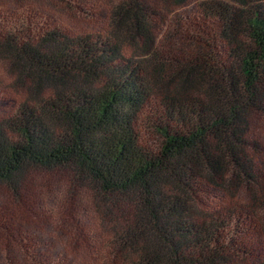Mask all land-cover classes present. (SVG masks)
Here are the masks:
<instances>
[{
	"label": "trees",
	"instance_id": "16d2710c",
	"mask_svg": "<svg viewBox=\"0 0 264 264\" xmlns=\"http://www.w3.org/2000/svg\"><path fill=\"white\" fill-rule=\"evenodd\" d=\"M0 264H264V0H0Z\"/></svg>",
	"mask_w": 264,
	"mask_h": 264
},
{
	"label": "rangeland",
	"instance_id": "374dc122",
	"mask_svg": "<svg viewBox=\"0 0 264 264\" xmlns=\"http://www.w3.org/2000/svg\"><path fill=\"white\" fill-rule=\"evenodd\" d=\"M41 12V11H40ZM44 13V11H42ZM45 15H49L52 16V18L54 19V21L58 24H61L63 26H67L70 30H72V27L69 26V23H74V24H78L79 26H83L81 23H78V21H74V20H69L67 18V16L65 15H59L57 13H55L54 11L51 12H46Z\"/></svg>",
	"mask_w": 264,
	"mask_h": 264
}]
</instances>
